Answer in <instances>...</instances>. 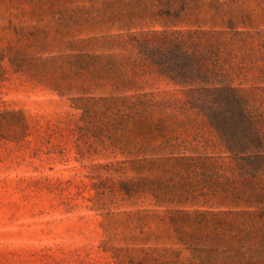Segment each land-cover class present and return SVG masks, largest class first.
I'll return each instance as SVG.
<instances>
[{"label": "rangeland", "instance_id": "1", "mask_svg": "<svg viewBox=\"0 0 264 264\" xmlns=\"http://www.w3.org/2000/svg\"><path fill=\"white\" fill-rule=\"evenodd\" d=\"M188 21L154 29L187 30ZM57 29L41 0H0V114L22 117L0 118V264H264V235L177 234L158 219L226 210L217 199H127L122 182L164 175L143 160L156 144L120 130L123 96L182 95L157 79L118 88L100 68L109 54L103 44L73 43L72 35L55 37ZM195 136L182 134L189 154L223 152L206 125Z\"/></svg>", "mask_w": 264, "mask_h": 264}, {"label": "trees", "instance_id": "2", "mask_svg": "<svg viewBox=\"0 0 264 264\" xmlns=\"http://www.w3.org/2000/svg\"><path fill=\"white\" fill-rule=\"evenodd\" d=\"M41 2L56 19L55 37L103 44L109 54L100 68L118 80V88L157 79L182 95L123 96L120 130L156 144L152 152H142L143 160L147 171L164 175L122 182L127 199L150 194L162 205L210 197L227 209L157 217L169 220L177 234L264 235V0ZM181 18L193 19L187 22L191 28L178 30L176 23L154 29ZM145 25L150 27L143 30ZM0 118L16 124L22 119L16 112ZM201 124L215 135L221 154H189L193 149L182 134L195 132L192 141L197 140Z\"/></svg>", "mask_w": 264, "mask_h": 264}]
</instances>
